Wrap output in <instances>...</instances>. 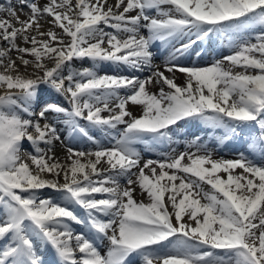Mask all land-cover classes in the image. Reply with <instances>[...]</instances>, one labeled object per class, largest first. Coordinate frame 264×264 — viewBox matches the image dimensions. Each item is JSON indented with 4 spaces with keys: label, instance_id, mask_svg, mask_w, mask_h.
Returning a JSON list of instances; mask_svg holds the SVG:
<instances>
[{
    "label": "snow or ice",
    "instance_id": "6c2138e0",
    "mask_svg": "<svg viewBox=\"0 0 264 264\" xmlns=\"http://www.w3.org/2000/svg\"><path fill=\"white\" fill-rule=\"evenodd\" d=\"M18 3L24 19L11 0L0 4V264H42L38 245L57 264H264V162L214 159L199 137L194 152L158 160L142 162L135 147L170 142L173 126L199 121L223 129V139L255 127L250 147L264 159V0ZM222 38L232 49L223 59L179 63ZM156 43L168 50L163 71ZM85 58L133 74L71 69ZM165 72L185 74L184 85ZM42 86L68 107L47 102L36 113ZM48 113L63 114L94 147L68 146L59 160L51 146L63 141ZM137 186L147 202L134 198ZM43 189L60 196L44 198Z\"/></svg>",
    "mask_w": 264,
    "mask_h": 264
},
{
    "label": "bare ground",
    "instance_id": "6f19581e",
    "mask_svg": "<svg viewBox=\"0 0 264 264\" xmlns=\"http://www.w3.org/2000/svg\"><path fill=\"white\" fill-rule=\"evenodd\" d=\"M11 2H12V6L15 7L17 9V12L20 14L21 19H24V18H26L28 16V15L26 16L23 13H21V11L19 9V7L21 5L18 3L17 0H11ZM39 2L40 3H44L45 0H39ZM0 4L6 6L8 4V0H0ZM0 15H6V14H0ZM47 27H48V25L45 24L44 25V28L47 29ZM255 29L256 30H252L253 34L255 32H258L257 29H259V27H256ZM259 31H261V29ZM224 40L227 41L226 39H224ZM18 43H22V41H18ZM0 47H3V45L0 44ZM225 50L226 51L215 52L214 55L209 56L208 59H206V60L199 59L198 58L197 62H199V61H204V62H202L200 64H197L196 66H198V67L208 66V65H210V62H212L211 59H213L215 57H219L218 60H221V59H223L224 56H227V55H229V54L232 53L231 47H230L229 50H227V49H225ZM11 55L15 56V53H11ZM167 57H168V50H166V52L164 53L163 57L160 59V62L157 64V65L160 66V70L161 71L164 70L163 65L166 63ZM182 62H183V60L181 59L179 61V63L181 64ZM103 64H94L93 61H91L90 59L85 58L83 60H78V59L73 60L71 62V64H70V67H71V69L73 71H79V70H82L84 68H94L100 74H104V73H108V74H122V72L119 69V67H117L115 65H112L110 63L108 64L107 62H105ZM104 66H106L105 69H104ZM237 70H239V69H237ZM132 74H130V75H132ZM135 74L141 76V78H143L144 76L148 75V74H143V73H135ZM165 75H168V76H173L174 75L175 81H176V83L178 85H181L182 86L185 83V79H186L185 74H182L180 72H175L174 74L165 72ZM149 90L151 92H157L158 91V89L155 88V87H150ZM55 97L58 99V101H64V99H63L62 96H55ZM129 110L135 116H139V115L142 114V108H141V106H132V105H130L129 106ZM103 115H107V113H104ZM33 119H35V118L33 117ZM48 119H49V121L55 123L56 127L58 128V131L61 134V140L63 141L62 143L61 142H54V144L51 146L52 147V151H53V153L55 154V156L59 160L64 161L66 159V157H67V151H66V147L64 145V142H65L64 141V138L67 137V134L64 131H62L61 126L65 125L66 117L63 114L48 113ZM41 123H43V121H41ZM180 123H182V122H180ZM197 124H198L199 128L202 131H204L202 133V136L200 137L199 143L203 144L207 148V151L212 154V156H213L214 159H221V158H223V159H232L233 158V154L230 153V152L227 155L224 151H221L223 149H221L220 151H217L216 150V147L222 146V143L224 141L223 137L219 136L220 131H222L223 129H217V131H214V132H217L216 133V138H215L216 140H214L212 142H210V141L207 142L206 140H209V139L206 136V134L211 129V127H209L208 125H205V124H203V123H201L199 121H192V122H190V126L191 127H194ZM121 127H123V126H121ZM180 130H182V128H178V127L176 128V126H173L172 127L171 136H172V138H174V140L171 141V143L173 144V148H172V151H168V152H170V153L173 152L174 154H170V155L167 154L168 156H174V155H177V154H179L181 152H187V151H193L194 152L195 151V148H191L190 149L188 147V145H189V143L191 141H193L198 136H193L192 130L189 131V132H187V133L178 134V132ZM211 131H213V130L211 129ZM103 144L108 145V142L107 143H104L103 142ZM24 146H26L28 148L30 147L29 150L31 149V146L29 144H27V143H25ZM108 146H110V145H108ZM222 147H224V146H222ZM217 152H220V153H217ZM221 153H225V155L222 156ZM157 159H163V156L162 157H159ZM143 161H146V160H145V158L142 157V162ZM261 162H264V160H262ZM237 171H240V170H237ZM121 184L122 185H126V182H124L123 179H122ZM40 191L46 193L45 198L46 197H50V195L52 193H54L58 198L60 196L59 193H56L52 189H43V190H40ZM134 198L137 201L147 202L146 194H141V191H140V189H139L138 186L136 188V191L134 192Z\"/></svg>",
    "mask_w": 264,
    "mask_h": 264
}]
</instances>
